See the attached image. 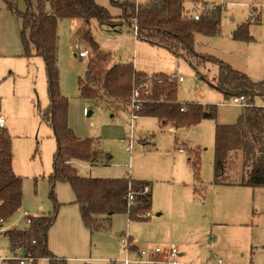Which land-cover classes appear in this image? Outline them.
<instances>
[{
	"label": "rangeland",
	"instance_id": "obj_1",
	"mask_svg": "<svg viewBox=\"0 0 264 264\" xmlns=\"http://www.w3.org/2000/svg\"><path fill=\"white\" fill-rule=\"evenodd\" d=\"M207 1L225 2L228 13H222L219 33L210 37L202 34L195 36L197 51L222 60L244 58L246 52L228 37L237 20L241 23L250 21V29H254L261 38L250 31L251 35L256 36V41L259 38L264 42V0ZM11 2L21 12L26 11L30 3L32 9L37 10V0ZM96 2L114 16L112 23L118 24L117 20H120L123 29L132 32L114 37L115 33L108 31L99 20H91L87 30L103 53L110 57L109 65L118 60H129L137 70L149 75L161 71L165 75L177 72L184 76L182 82H177L179 101L201 103L205 109L216 105L217 118H206L191 126L176 127L174 123H167L163 127L152 116H137L134 120L131 107L123 104H110L101 97H82L79 81L87 73L89 59L80 57L79 52L88 48L91 51V47L79 35L84 31L76 34L82 25L81 19L60 18L57 64L61 91L69 99L86 100V112L83 113L77 104L73 107L71 120L74 132L81 138L94 139V146L101 153L94 164L73 160V165L76 164L79 174L85 177L127 176L150 182L153 186L149 218L129 220L126 213L115 214L112 220L105 222L104 229L90 230L96 258L86 263L74 259L71 264H106L108 260L122 258L125 252L119 238L127 229L138 239L139 249L164 246L160 243L161 229L175 223H179L178 232L176 236H171L170 242L179 248H182L180 243H187V248L183 247L185 255L180 258L182 264L217 263L219 257L227 264H264V187L215 183L216 124L236 123L244 109L227 103L230 98L215 88L218 65L202 63L196 70L181 55L170 52L172 61L162 58L150 48L154 45L141 38L142 42L135 45L133 26L130 27L123 19V9L110 0ZM253 11L259 14L260 24L263 25L260 29L256 27L260 24L251 17ZM21 28L20 17L4 0H0V113L7 116L6 129L12 137L13 162L18 175L24 179L22 207L2 225L0 232V264H11L6 258L13 257L15 251L6 232L28 227L25 211L32 216H44L54 213L57 204L62 205L58 201V187L53 189L56 201L51 197L53 186L48 178L56 140L53 129L42 118V111L50 103L45 63L41 57L24 55ZM255 102L264 105L260 96L255 97ZM89 111L92 113L89 114ZM179 148H185L186 152H180ZM191 150L198 151L200 155V180L195 177L188 162ZM241 169L242 158L235 156L231 159L228 173L234 177ZM67 185L63 191L70 187ZM158 213L161 215L158 216ZM100 242L106 245L102 246ZM114 243L123 250V254L122 250L120 253L111 252ZM148 243L151 245H146ZM37 264L50 262L41 258Z\"/></svg>",
	"mask_w": 264,
	"mask_h": 264
},
{
	"label": "trees",
	"instance_id": "obj_2",
	"mask_svg": "<svg viewBox=\"0 0 264 264\" xmlns=\"http://www.w3.org/2000/svg\"><path fill=\"white\" fill-rule=\"evenodd\" d=\"M21 19V36L24 55L42 57L48 84L50 103L42 111L43 120L53 129L56 150L53 154V170L49 175L52 192L58 182L68 183L76 195L83 222L92 232L105 228L112 215L126 213L130 220H146L152 207V185L131 177H85L79 174L73 160L96 163L101 155L94 146V139L76 135L68 122L69 99L61 91L60 70L57 64L58 22L60 18L97 19L104 24L113 22L114 16L96 0H37V10L31 3L26 11L17 10L11 0H4ZM30 1V0H29ZM123 9V19L130 27L137 21L141 38L154 46L163 47L175 55H181L196 69L203 63L219 67L214 85L227 98L244 95L248 106L244 107L236 123L216 124L215 128V183L264 187V105H257L255 97L264 100V79L254 81L246 73L210 54L195 49V34L216 35L221 31L222 7L204 10L198 20L184 12V0H149L135 7L133 0H110ZM260 22V19L256 21ZM250 21L241 23L234 30V40L254 42L250 33ZM91 47L88 70L80 78L79 90L86 99L104 98L110 104L129 107L135 90L140 94V108L132 111L135 116L156 117L161 126L174 123L176 127L198 124L206 118H217V106L205 109L201 103H182L178 99V84L169 81L163 73L149 75L135 68L132 61L119 60L109 65L110 57L90 33L83 34ZM151 79V87L148 83ZM160 79V81H159ZM183 109V110H182ZM235 156L242 158L241 172L232 176L228 167ZM12 137L6 128H0V219L9 220L23 204V177L13 169ZM188 162L195 177L200 180V155L190 151ZM145 185L150 191L143 193ZM136 193L135 205H128L129 188ZM60 204L55 212L44 216H31V223L23 230L7 231L12 250L18 242H24L25 251L37 264L48 258L50 264H66L48 246V233L54 225ZM133 249L134 246L132 247ZM18 264V263H17Z\"/></svg>",
	"mask_w": 264,
	"mask_h": 264
},
{
	"label": "crops",
	"instance_id": "obj_3",
	"mask_svg": "<svg viewBox=\"0 0 264 264\" xmlns=\"http://www.w3.org/2000/svg\"><path fill=\"white\" fill-rule=\"evenodd\" d=\"M202 2L211 3V2H217V1L202 0ZM219 2H223V1H219ZM223 6H224L223 12L225 11V13L227 14L228 9H227V5L225 2H223ZM231 19H233V17H231ZM72 20L75 21V20H80V19L75 18ZM81 21H82V25L79 27V29H78L79 32H77L76 34H79L81 31H84V33H90L91 34V32H88V30H87V26L89 25L91 20L86 21L84 19H81ZM117 21L119 22L118 24H116V23L104 24L101 22V25L104 27H107L108 31L114 32L115 33L114 35H116L114 37L121 36L120 34H124L123 32H127L128 34L132 33L130 31H126L123 29V26H121V25H123L122 21H120V20H117ZM241 22H242L241 20H237L234 23L233 28L229 32L228 37L234 41V43L236 44L235 46H239V48H241L244 52H246L245 56L242 59L224 58V60H225V62L227 61V63L230 64L233 68L246 73L254 81H259V80L264 79V42L263 43L261 42V40L259 39V38H261V36H259L254 29H250V31L253 35H256L259 37L258 41L255 40L254 42H246V41L234 40L232 37V34H233L234 30L237 28V26L239 24H241ZM260 23H261V21L258 22V24H260ZM256 27L258 29H260V27H263V25L260 24ZM197 34H200V33H196L195 36ZM79 35L81 38H83V34H79ZM204 36L210 37V36H206V35H204ZM256 36H254V37H256ZM140 42H142V41H140V38H137L135 36V45L138 46V44ZM150 48L153 49L155 51V53L158 54L159 56H161L162 58L167 57L170 59V61L173 60L172 54L167 49H165L163 47H159V46H150ZM198 51H200V50H198ZM201 52L202 51H200L199 53H201ZM34 56H37V55H33L31 57H34ZM37 57H40V56H37ZM57 62H58V56H57ZM136 69H138V68L136 67ZM158 73H163V72L162 71L161 72H155L154 74H158ZM167 73H170V72H167ZM175 73H177V72H175ZM85 101H86L85 99L84 100L69 99L68 122H69L70 127L73 130L75 129V127H73V123L71 120V116L73 114V107L75 106V104H77L79 106V108L83 109V113H84L87 111V108H88V104L85 103ZM88 113L90 114V113H92V111H89ZM1 114L5 115L4 113H1ZM5 117L7 119L6 115H5ZM6 125H7V123H6ZM77 135H80V134L77 133ZM12 148H13V145H12ZM183 149H185V148H183ZM185 152H186V149H185ZM182 153H184V152H182ZM13 169H14L16 174H19L15 163L13 164ZM52 170H53V167H52ZM52 170H51V172H52ZM67 184L68 183L60 184V182H58L55 185L56 187H58L57 188L58 197H59L58 201L62 205L59 208V212H58V215L56 216L55 223L51 227L52 229L50 228L51 230H49L50 232L48 233V246H49V249L58 258H64V259L68 258L69 260L66 259L68 261V264H71L72 262H74L73 261L74 259H77L80 262L86 263V262L96 258L94 255V249H93L94 244H93L92 240L90 241V234H92V233H91L90 229L85 226V224L83 222L79 204L76 203V195H75L74 190L72 189L70 184H68V185ZM65 185L70 186V187L63 191V189L65 188ZM152 204H153V186H152ZM25 212H28V211H25ZM114 215H112L111 220H112ZM151 215L153 216L152 213H151ZM157 215L160 216L161 213H158ZM178 224L179 223H175L173 226H171L169 228H166V229L162 228L161 229V233H162V238L160 240L161 245L167 246V245H169V243H171L170 242L171 236H176V234L178 232ZM28 226H29V224H28ZM124 232H128V234L130 235V239L132 241L134 248L139 249L141 247V245H140L138 239L135 238L130 233V231L128 229L123 231L122 233H124ZM154 238H156V237H154ZM119 241H120V238H119ZM157 241L159 242V240H157ZM100 244L102 246L106 245L104 242H100ZM172 244L176 245L173 242L171 243V245ZM185 244H187V243H180L182 248H179L177 246L180 249L181 258H182V256L185 255V249L183 248V247L187 248ZM146 245H151V244L148 243ZM146 245H143V246H146ZM121 250L114 243L113 249L111 252L120 253ZM122 254H123V250H122ZM46 259H48V258H46ZM7 261H9L11 264H17V262L14 260L7 259Z\"/></svg>",
	"mask_w": 264,
	"mask_h": 264
},
{
	"label": "built area",
	"instance_id": "obj_4",
	"mask_svg": "<svg viewBox=\"0 0 264 264\" xmlns=\"http://www.w3.org/2000/svg\"><path fill=\"white\" fill-rule=\"evenodd\" d=\"M135 7L138 8L141 4L145 3L146 1L141 0H133ZM217 7H222L223 2H211V3H204L202 0H184V12L185 14L193 18L194 20H198L201 12L204 10H212L216 9ZM251 17L255 18V21L259 20V14L257 11H253L251 13ZM133 30L134 35L138 38L140 35L137 21L134 20L133 24ZM80 57L90 58L91 53L89 49H83L79 52ZM169 81H176V82H182L184 80V76L180 75L178 73H171L167 75ZM160 81V79H159ZM151 87V79L148 83V89ZM140 94L139 91L135 90L132 95L131 104L129 107H131V111H135L140 108ZM229 104L238 105L241 107H246L249 104L246 102V98L244 95L234 96L228 100ZM183 110V109H182ZM133 113V112H132ZM137 116L133 113V119H136ZM7 119L5 115L0 113V128H6ZM131 145V141H130ZM180 152H185V149L180 148ZM150 191V186L145 185L143 189V193H147ZM127 201L128 205H135L137 203L136 201V193L129 188V192L127 194ZM25 217L27 224L31 223V215L28 212H25ZM147 215H150L148 213ZM5 222H3V219H0V232H2L3 228L2 225ZM120 243L124 249L125 255L122 258L119 259H111L108 260L106 264H182L180 258L181 253L180 249L176 245H167V246H157L153 249H133V244L130 239V235L128 232L122 233L120 237ZM13 251H15V255L11 258H6L10 260L16 261L18 264H35V258L25 251V244L24 242H18ZM217 263L208 262L206 264H227L224 262L223 258L219 257L217 259Z\"/></svg>",
	"mask_w": 264,
	"mask_h": 264
}]
</instances>
